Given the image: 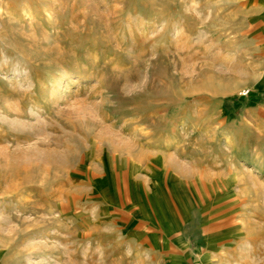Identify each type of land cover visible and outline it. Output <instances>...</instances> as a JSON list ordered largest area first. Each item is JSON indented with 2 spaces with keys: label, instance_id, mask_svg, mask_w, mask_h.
<instances>
[{
  "label": "rangeland",
  "instance_id": "374dc122",
  "mask_svg": "<svg viewBox=\"0 0 264 264\" xmlns=\"http://www.w3.org/2000/svg\"><path fill=\"white\" fill-rule=\"evenodd\" d=\"M221 1L0 0V264H264V77Z\"/></svg>",
  "mask_w": 264,
  "mask_h": 264
},
{
  "label": "crops",
  "instance_id": "0c3cea01",
  "mask_svg": "<svg viewBox=\"0 0 264 264\" xmlns=\"http://www.w3.org/2000/svg\"><path fill=\"white\" fill-rule=\"evenodd\" d=\"M221 4H229L222 14H230L231 27L229 29L240 32L238 44L248 47L238 54L252 55V68L256 78L264 77V0H225ZM219 3V4H220ZM228 10H230L228 12ZM236 20V21H235ZM251 48V49H250Z\"/></svg>",
  "mask_w": 264,
  "mask_h": 264
},
{
  "label": "bare ground",
  "instance_id": "6f19581e",
  "mask_svg": "<svg viewBox=\"0 0 264 264\" xmlns=\"http://www.w3.org/2000/svg\"><path fill=\"white\" fill-rule=\"evenodd\" d=\"M243 175H244V172H243ZM243 175H241V176H243ZM243 177H241V179H242ZM240 179V178H239Z\"/></svg>",
  "mask_w": 264,
  "mask_h": 264
}]
</instances>
